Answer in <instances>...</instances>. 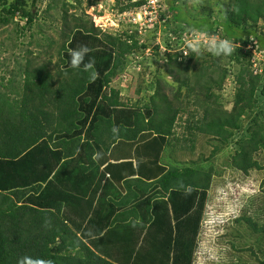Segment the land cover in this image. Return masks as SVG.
Masks as SVG:
<instances>
[{
	"label": "trees",
	"instance_id": "trees-1",
	"mask_svg": "<svg viewBox=\"0 0 264 264\" xmlns=\"http://www.w3.org/2000/svg\"><path fill=\"white\" fill-rule=\"evenodd\" d=\"M30 1L35 7L36 0H0V10L9 5L7 10L3 9L9 17L0 19V22L7 25L18 16L19 20L26 22V26L34 25L38 14L36 7L35 12L26 11ZM125 2L119 8V16L146 5L145 0ZM169 9L167 21L156 23L152 31L158 32L166 26L165 32H170L167 34L170 37L161 35L151 38L141 35L137 29H125L119 34L108 33L95 27L92 21L81 19H74L75 25L71 28L68 10H65L62 19L66 29L62 33L64 43L59 53L61 63L57 64L56 74L53 75L48 65L34 68L33 61H28L24 71L17 73L23 77L22 85L13 87L12 82L8 81L4 87L9 93L0 92V264H19V260L25 256L50 259L53 264H194L204 200L211 189L215 170L209 167L207 171L200 169L196 165L198 161L189 165L183 163L182 169L169 168L167 165L177 162V153H193L199 135L218 140L222 146L228 144L242 131L243 117L257 106L258 92L264 96V87L258 91L262 78L256 74L257 69H253L254 54L249 49L256 47L260 51L264 50V33L259 26L260 22H264V0H230L224 5L222 23L217 20L211 22V14H208V19L203 21L192 19L194 25H191V20L183 17L185 13L181 7L176 6L175 1L170 2ZM181 12L182 17L179 16ZM172 26L174 28L169 31ZM193 29H206L209 35L218 36L220 33L222 38L232 39L235 51L231 56L217 57L210 53L196 55L184 45L183 48L189 50V55L184 57L183 51L178 50L179 45L174 48L171 41L175 37H192ZM75 36L76 40L85 38L90 43L89 56L95 60L97 73L94 78H89L82 71L72 70L66 60L68 43L73 42ZM158 38L168 51H160ZM170 49L173 52L170 53ZM149 51L161 65L157 64L154 71V77L158 79L154 80L153 77L149 85L155 92L146 95L144 100L140 98L133 107H128L129 103H123L120 97L121 91L111 89V85L122 76L129 64L146 59ZM130 58L133 63H130ZM199 59H204L207 65V72L201 76L207 80L200 93L191 86L190 78L187 77L190 65ZM222 59L240 66L237 80L239 87L231 111L223 110L219 97L213 93L214 87L218 91L223 89L228 76L222 67ZM214 68L221 70L218 81L212 78ZM165 77L173 80L172 85L165 84V89L177 88V91H172L173 100L160 84V80ZM183 88L187 89L185 94L182 93ZM105 89H110V93ZM143 91L140 87L136 91L137 97L142 96ZM179 101L180 105L176 106L175 103ZM191 107L194 109L192 113ZM197 107H201V110L196 112ZM185 113L189 119L182 127V116ZM89 121L86 136L83 132ZM254 123L253 128L243 133L248 134V137L238 140V149L231 165L244 175L253 170H264L256 157L264 149V123H257V119H254ZM180 127L183 130L181 137L177 131ZM113 129L117 131L113 132ZM82 151L84 160L81 168L76 170L72 166L74 169H70L67 167L70 162L58 169L61 161L74 159ZM169 151L171 156L168 157ZM36 152L38 156L34 157ZM216 153L217 150L210 159ZM98 154H101L100 157H97ZM114 155L118 156V160L129 159L133 155L136 159L152 160L150 166L154 167V171L157 169L156 174L160 178L153 183L133 179L134 176L124 178L123 187L127 193L112 204L114 208L126 209L118 212L115 219L108 223L106 232L102 225L96 227L94 240L88 244L75 232L82 226H71L70 218L66 219L67 216L62 215L61 203L56 205L54 202V210L46 209L49 206L43 203L39 192L41 181L30 183L33 179H39L38 170L44 165L48 170L56 171V183L74 170L70 176L76 179L73 181V176L68 177L64 183L71 181L72 185L83 184L86 172L99 169L103 165L102 161ZM51 160L53 162H49ZM3 162L6 166L2 165ZM128 165H131V173L135 175L130 162L118 164L125 167ZM144 167L147 165L144 164ZM155 185L161 188L162 193L168 194L167 200L161 201L165 196L144 199ZM51 192L52 188H49V194ZM49 197L54 199V194L51 193ZM67 197L71 198L69 194ZM198 197H202L200 210L192 207ZM139 201V207L146 209L148 218H140L137 207L130 209ZM41 205L44 206L41 208ZM161 220L162 237L153 238L156 242L149 241V248L143 251L141 241H147V227L157 225L161 228ZM97 221L104 223L103 219ZM89 222L97 224L92 219ZM242 222L260 235L254 243L258 251L251 248L249 252L257 264H264V226L259 228L249 217L248 210L235 221L236 224ZM115 224H120V228H115ZM121 228L123 234L115 242L114 234ZM166 239H169L168 243L165 242L167 245L162 244Z\"/></svg>",
	"mask_w": 264,
	"mask_h": 264
},
{
	"label": "rangeland",
	"instance_id": "rangeland-1",
	"mask_svg": "<svg viewBox=\"0 0 264 264\" xmlns=\"http://www.w3.org/2000/svg\"><path fill=\"white\" fill-rule=\"evenodd\" d=\"M36 1V9L34 6H32L31 1L28 3L26 8V11L33 10L32 12L36 11V13L38 14L37 21L34 23V25L26 26V22L24 20L16 19H11V22L7 25H3L0 22L1 93H9V91L6 90L7 88H5L8 85V81L12 82L13 87L22 85L23 77H19L17 73L19 71H24L28 61H33L32 65L34 64V68L48 65V69L53 72V75L56 74L57 64L61 63V57L59 53L61 50V46L64 43L62 33L65 32L66 29L65 23L62 19L64 13L66 12L65 10H68V23L69 27L71 28L75 25L74 19H81L88 22L92 21L94 26L101 29V31H106L113 34H119L120 31L125 29L127 31L130 29L131 31L137 29L140 34L145 36L146 38H151L152 36L161 37V35L162 37H164L168 36L167 34L170 33L165 32L166 26L161 29V34H159L160 31H152V25L150 21L151 19L149 18V16H146L145 18L144 14L140 12L134 18L130 19V23H127V20L129 21L128 15L130 16L129 13H127L126 18L120 19V14L118 13L119 8L126 4L125 0ZM132 1L133 3H136L142 0ZM171 1H175L176 6L183 9V13H185L183 14V17L187 20H191V25H194L192 19L194 21H196V19H199L198 21H203L206 18L208 19V14H211V22L217 20L222 23L224 21V5H227L230 2V0H161L163 9L161 10V7L158 5V10L163 11L162 14L160 12L161 18L163 16L162 21H164L162 22V24L165 23L167 21V18L169 17V5ZM64 3H66L65 6ZM92 4L94 6H90ZM149 4L150 3H148V5L143 9H152V5ZM8 8L9 5L1 8L0 19L9 17L8 14L3 11V9L7 10ZM210 8L212 12H210ZM147 13L150 14L149 12ZM175 13L176 12L172 14ZM179 14V16L182 17V12ZM134 19L138 24L133 23ZM118 20L123 21V24H121L123 26L118 25ZM259 26L263 34L264 22H260ZM173 28V26L169 27V31ZM171 35L175 36L173 33ZM217 37L222 38L220 33ZM186 38L189 40L191 39V36ZM78 39L76 40L75 36L74 39H72L73 42L68 43L69 49H75L80 46L88 47V45H90V43L84 40L85 38L83 40ZM159 44L160 51H164L162 50L164 49L162 41H159ZM72 45L73 47H71ZM181 50L185 53V55L186 53L187 56L189 55V50L186 51L183 48ZM202 53L206 55L208 52L202 50L200 54ZM252 53L254 55L256 53H259L260 57L262 58L261 60L257 59V62L253 63V69H257L258 71L256 70V74L260 75L262 78L260 88L258 90L261 91L262 87H264V50L260 51L255 47ZM64 55L65 53H63V58ZM69 59L70 58L68 55L66 60L69 61ZM129 60L130 63H133L131 61V58ZM137 62L134 64H129L127 66L128 69L125 70L122 76H119V78L116 79L112 84L115 89H119L121 91V96L124 100L133 99L136 101V99H138V101H140V98H138L136 94V91L140 87L144 89L142 96L145 98H147L146 95L149 96L151 94H154L155 92L154 90L150 89L149 85H151V81L153 80L152 78L154 77V71L158 67L157 60L153 58L150 51L146 59ZM207 64L210 65L211 63L207 62ZM221 64L222 67L227 71L228 76L226 78L223 89L221 91H218L216 89L217 87H214L213 93H215V95L219 97V103L222 106V109L231 111L235 101V94L239 87V85L237 84V80L238 76L240 75V66L236 65L233 62H228L227 59H222ZM256 64L257 67H254V65ZM158 65L161 66L160 64ZM137 68L145 70L142 71V74H139V72H137ZM206 68L207 65L204 63V59H199L190 65V71L187 74V77L190 78L191 86H193L196 91H198V93H200L201 87L207 80V78L204 80V78L201 77L207 72ZM220 73L221 70H217L216 68H214L212 71L213 80L218 81ZM157 79L158 77L155 76L154 80ZM160 81V84L164 89L165 84H173V80L168 77H165ZM186 90V88H183L182 93L185 94ZM172 91H177V88L176 90L172 89L171 87H167L165 89V93L170 96L171 100H173ZM258 94L259 97L257 106L254 107L250 112H247V115L242 119V131L238 132L235 138L229 141L228 144L222 146V144L218 140H214L213 138L205 135H199L198 137H196L195 151L193 153H177V162L168 163L167 165L169 168L174 167L173 169H182L183 163H187L189 165L191 162L198 161L196 165L201 167L200 169H204L207 171L209 168H213L215 170L211 189L207 194L206 199L204 200V208L202 210L198 236L196 239L197 252L194 258V264H257L256 259L254 257H251L249 249H256L254 243L256 241V237H259L260 235L252 232L251 229L246 225V223L242 222L241 224H236L235 221L236 219H240V217L243 216V213L248 210L249 217H251L252 220L257 223L258 227L261 228L264 226V170H253L248 175H244L234 169L231 165L233 157L236 154V150L238 149V140L241 141L245 137H248V134L246 135L243 133H247L249 128H253V125L255 124L254 119H257V123H264V96L262 93L260 94V92H258ZM8 95L11 96L10 94ZM200 97L202 98V96ZM146 103L147 101H145L144 104ZM130 104L132 105V103ZM178 104L180 105V101L175 103L176 106H178ZM200 110L201 107H197L196 112ZM193 111L194 109L193 107H191L190 112L192 113ZM187 119H189V115L187 113L183 114L181 122L182 127L185 126ZM89 125L90 121L86 124L83 135H86V129L89 127ZM182 127L177 129L179 137H181V132H183ZM55 142L56 141H54V143ZM57 143L58 142H56V144ZM216 150L217 153L215 157L210 159V156ZM83 155L84 154L82 151L79 155V158L76 159V163L71 162L72 164L75 163L73 167H76V170L79 169L80 162L83 163ZM37 156V152L34 153V157ZM167 156H171V151H169ZM256 157L258 162H260V165L264 167V149H262V151L259 152ZM26 159L27 158H24V160ZM45 160H48L47 156L45 157ZM2 165L6 166V163L3 162ZM67 169L69 171V168ZM50 171L51 170H48L47 168L45 169L43 167L42 170H38V176L41 175V172L47 174L50 173ZM49 178L50 175H48L47 179L49 180ZM43 180H41V183H44ZM36 181H39V179H33L30 184ZM58 181L59 183H61V186L66 185L64 184V179H59ZM58 187L60 186L58 185ZM102 193V196L101 194L99 195L100 198H102L101 203H106L111 207V201L108 200L110 196L104 190ZM95 196L96 193L94 194V197ZM160 196H165V199H161V201H165L167 200L168 194L165 195L163 192V194L160 195V191H157L153 194V197H156L155 199L160 198ZM201 198L198 197L196 201L192 203L193 208H196L198 210V208L201 207ZM89 207L91 206L89 205ZM102 207L107 208V205ZM153 210L155 209L153 208ZM88 212L90 211H88L87 207L82 208V212L80 213L83 216H87ZM80 220L84 221L83 219ZM223 222L225 223L224 225L221 224ZM160 223L161 228H159V226L157 225H154L152 228H150V226L147 227L149 229L147 241L144 243L143 239L141 241L143 251L149 248V241L155 243L156 241L152 239L157 238V236L160 238V236L162 235V220ZM168 240L169 239H166L162 244L167 245L165 244V242L168 243ZM255 251L258 250L256 249Z\"/></svg>",
	"mask_w": 264,
	"mask_h": 264
},
{
	"label": "crops",
	"instance_id": "crops-1",
	"mask_svg": "<svg viewBox=\"0 0 264 264\" xmlns=\"http://www.w3.org/2000/svg\"><path fill=\"white\" fill-rule=\"evenodd\" d=\"M135 101V100H134ZM87 136V135H86ZM85 136V138H86ZM80 155V154H79ZM101 155V154H100ZM98 154L97 157H100ZM103 157V154H102ZM108 157V155H106ZM79 158L77 155L74 159L71 160H63L61 161V164L58 166V169L66 163L70 162H75L76 159ZM104 160V158H102ZM48 163V160H46ZM44 161V162H46ZM130 162L133 165V170H135V175H132L131 173V165L126 166H118L119 163L121 162ZM152 161V160H150ZM148 159H136L135 156L129 157V159H119L118 156L114 155L113 158H109L108 160L102 161L101 164L102 166H99V169H95V171L90 170L87 173L86 177L84 178V183L83 184H74L72 185L69 181V183H64L67 184L66 186L63 187H58V185H61L59 183H56V171L52 169L50 172V178L49 180L47 179L49 173H43L41 172V175H39V181L42 179H46L44 183H39L42 185L40 192V195L43 197V203H46L49 208L46 207V209L49 210H54L55 206L57 204H62V215L67 216L66 219H69L72 221L71 226H79V224L82 226L81 228H78L79 231H75L77 235L82 238L86 243L90 244L89 242L94 240V237L96 235L97 229L96 227L102 225V228L105 229L103 230L106 232V229L108 230L109 224L115 219V215L118 214V212H121L125 210L126 208H114L113 207V202L117 201L118 199L122 198L126 193V189L123 187V181L124 178H131L134 176L133 179H143L146 183H151L156 181L160 176H156V170L154 171V167L150 166L152 163ZM49 162H53L52 160ZM76 163V162H75ZM75 163H70L68 164L67 167L70 169H74L72 166ZM142 164V166H140ZM144 164L147 165V167H144ZM82 162H80L79 168H81ZM45 168L46 166L41 165L39 170H42V168ZM149 167V169H148ZM142 168L143 170L139 169ZM46 169V168H45ZM168 169V168H167ZM50 170V169H49ZM74 171V170H73ZM72 171V172H73ZM68 173L67 176L64 179H67L68 177H72L73 175L70 176L72 173ZM154 172V173H153ZM129 173V174H128ZM76 174V172H75ZM154 175V176H151ZM110 176V178H108ZM73 181L76 179L75 176L71 178ZM74 183V182H73ZM49 188H52V192L54 194V199H50L49 195ZM98 189V190H95ZM103 190L110 196L109 201H111V207L108 206L106 203H101L100 194L101 196L103 195ZM159 191L158 186H153L149 189V194L144 199L152 197L154 193ZM66 192V193H65ZM68 192V193H67ZM94 192L97 193L96 197H93ZM69 194L71 196L67 197ZM63 195V197H62ZM56 203V205L53 203ZM141 201L137 202L136 204L132 205L130 207L134 208L137 207L136 210L139 212L138 214L140 215V218H148V213L145 210H142L139 206ZM89 205L91 207H89ZM107 205V208H103L102 206ZM44 205H41V208ZM88 207V215L83 216L80 212H82V208H87ZM129 209V208H128ZM151 212V210H150ZM145 214V216H143ZM151 214V213H150ZM79 218V219H78ZM139 218V217H138ZM80 219H83L85 221H81ZM93 220L96 222L97 219H103L104 223H98L92 225L90 223V220ZM109 223V224H108ZM115 228H120V224H115L113 225ZM105 227V228H104ZM74 229V228H73ZM75 230V229H74ZM123 229L121 228L120 231H116L117 233L115 235V242H118L119 239L121 238L123 234ZM103 232V234H104Z\"/></svg>",
	"mask_w": 264,
	"mask_h": 264
},
{
	"label": "clouds",
	"instance_id": "clouds-1",
	"mask_svg": "<svg viewBox=\"0 0 264 264\" xmlns=\"http://www.w3.org/2000/svg\"><path fill=\"white\" fill-rule=\"evenodd\" d=\"M162 12H161V14H162ZM161 14H160V19L157 22L160 24H161V22H163V21H161ZM15 19L19 20L18 16H16ZM191 31H192L191 39L188 40L186 37H180V38L175 37L171 41L172 46L174 47L175 45L176 46L179 45L178 50L181 51V49L183 48V46L186 43V46L196 55H199L201 53V51L204 50V51H207L208 53H210L211 55L217 56V57L231 56L233 54V52L235 51L234 42L230 38H220V37H217L215 35H209L207 33L206 29H199V30L193 29ZM159 34H161V30H160ZM157 40H158V44H159V41H161V39L158 38ZM162 50H164V51H162L163 53L168 51L165 47ZM90 51L91 50L87 46H80V47L75 48V49H69L68 50V55L70 58L69 59V66L74 71H82L84 73H87L89 78H94L97 75V73L95 70V60H94V58L89 56ZM169 52L170 53L173 52L172 49H170ZM183 54L185 55L184 52H183ZM185 56H187V53ZM139 69L141 71V68H137V72H139V74H140ZM113 88H114L113 85H111V89H113ZM105 90L109 91V93H110V89H105ZM120 97H121L123 103H129L128 107H133L134 105H136V101H138V99H136V101L131 99L128 102L127 100H124L121 95H120ZM138 98H144V97L138 96ZM130 103H132V105ZM140 106L142 107L143 103ZM116 131H117L116 129H113V132H116ZM108 178H110V176H108ZM151 183H153V182H151ZM158 189L160 191V194H163L162 190L159 186H158ZM236 218H234V219H236ZM221 224L224 225L225 223L223 222ZM19 264H53V261L50 259L46 260V259H42L39 257L33 258L31 256H25L19 260Z\"/></svg>",
	"mask_w": 264,
	"mask_h": 264
},
{
	"label": "built area",
	"instance_id": "built-area-1",
	"mask_svg": "<svg viewBox=\"0 0 264 264\" xmlns=\"http://www.w3.org/2000/svg\"><path fill=\"white\" fill-rule=\"evenodd\" d=\"M146 1V5L144 6V7H146L147 5H148V3H150L149 5H152V9H150V10H146V9H143V8H136L135 10H132V11H130V12H127V13H129L130 14V16L128 15V18H129V21L127 20V23H130V19H132V18H134L139 12L140 13H142V14H144V17L146 18V16H149V18L151 19L150 21H151V25L153 26L155 23H157L158 21H159V19H160V12H162V11H159L158 10V5L161 7V10L163 9V5H162V3H161V1L160 0H145ZM159 7V8H160ZM145 11V12H144ZM147 12H149L150 14H148ZM127 13H124L122 16H119L120 17V19H122V18H126V16H127ZM148 14V15H147ZM117 23H118V25L120 26V24H123V21L122 20H118L117 21ZM133 23L134 24H138L136 21H135V19L133 20ZM129 26H131V25H129ZM150 26V25H149ZM249 49L252 51V50H254L252 47H249ZM253 52V51H252ZM257 59L259 60H261L262 58L260 57V54L259 53H256L254 56H253V61H252V63H255V62H257ZM259 62V61H258ZM254 67H257V64L256 65H254Z\"/></svg>",
	"mask_w": 264,
	"mask_h": 264
}]
</instances>
